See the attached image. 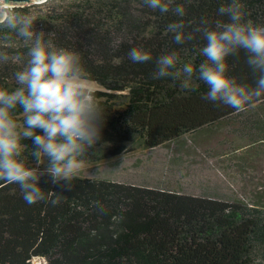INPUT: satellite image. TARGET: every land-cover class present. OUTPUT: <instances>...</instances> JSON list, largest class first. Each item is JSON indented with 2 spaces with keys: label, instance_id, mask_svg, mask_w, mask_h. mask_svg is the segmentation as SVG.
<instances>
[{
  "label": "trees",
  "instance_id": "16d2710c",
  "mask_svg": "<svg viewBox=\"0 0 264 264\" xmlns=\"http://www.w3.org/2000/svg\"><path fill=\"white\" fill-rule=\"evenodd\" d=\"M224 2L176 0L185 6V23L201 16L219 19L217 9ZM242 2L248 18L264 23V0ZM138 3L48 0L19 6L35 15L38 31L55 33L58 46L79 52L91 81L104 89L93 92L105 122L100 140L88 151V163L129 152L137 137L155 148L264 105L262 101L236 111L203 99L207 88L199 81L191 90H181L170 78L152 79L160 54L175 49L186 61L202 42L176 45L164 29L178 18ZM137 46L150 51L153 60L143 64L129 60V50ZM16 50L24 51L22 46ZM117 59L120 62L114 63ZM229 64L230 75L252 83L243 52L238 59L230 57ZM17 67L0 66V84L14 86L12 73ZM25 143L32 147L30 140ZM72 183V190L66 191L49 183L48 177L41 179L42 189L63 196L53 206L55 195L46 193L48 199L29 205L17 185L0 181V264H32L36 257L47 264H264L260 205L107 180L80 178Z\"/></svg>",
  "mask_w": 264,
  "mask_h": 264
},
{
  "label": "clouds",
  "instance_id": "9594fccd",
  "mask_svg": "<svg viewBox=\"0 0 264 264\" xmlns=\"http://www.w3.org/2000/svg\"><path fill=\"white\" fill-rule=\"evenodd\" d=\"M143 4L178 18L164 29L176 45L202 42L186 61L175 49L160 54L152 79L170 78L181 90H191L199 81L207 88L203 99L236 111L264 101V23L248 18L242 0L221 3L219 19L201 16L188 23L184 4L176 0ZM36 23L35 15L19 10L17 2L0 0V66H18L12 73L14 86L0 84V181L17 185L29 205L48 199L46 193L55 195V206L63 196L42 189L41 179L72 190L88 164L89 149L101 138L105 115L80 53L58 46L55 33L38 31ZM18 46L24 51H17ZM240 52L252 75L250 84L230 75L229 58L238 59ZM128 58L138 64L153 60L143 46L131 48Z\"/></svg>",
  "mask_w": 264,
  "mask_h": 264
},
{
  "label": "rangeland",
  "instance_id": "374dc122",
  "mask_svg": "<svg viewBox=\"0 0 264 264\" xmlns=\"http://www.w3.org/2000/svg\"><path fill=\"white\" fill-rule=\"evenodd\" d=\"M150 29L148 25L147 33ZM90 87L93 92L104 90L97 82L91 81ZM128 147L121 156L88 163L81 178L264 208V105L155 148L140 137ZM32 264L47 262L36 257Z\"/></svg>",
  "mask_w": 264,
  "mask_h": 264
},
{
  "label": "water",
  "instance_id": "95a60500",
  "mask_svg": "<svg viewBox=\"0 0 264 264\" xmlns=\"http://www.w3.org/2000/svg\"><path fill=\"white\" fill-rule=\"evenodd\" d=\"M48 0H7V2H17L19 6H24L26 4L34 3V4H42Z\"/></svg>",
  "mask_w": 264,
  "mask_h": 264
},
{
  "label": "crops",
  "instance_id": "0c3cea01",
  "mask_svg": "<svg viewBox=\"0 0 264 264\" xmlns=\"http://www.w3.org/2000/svg\"><path fill=\"white\" fill-rule=\"evenodd\" d=\"M132 185H134V184H132ZM149 188H151V187H149Z\"/></svg>",
  "mask_w": 264,
  "mask_h": 264
}]
</instances>
